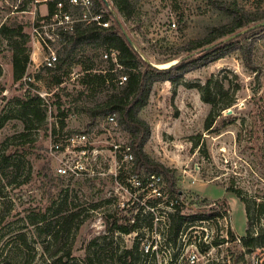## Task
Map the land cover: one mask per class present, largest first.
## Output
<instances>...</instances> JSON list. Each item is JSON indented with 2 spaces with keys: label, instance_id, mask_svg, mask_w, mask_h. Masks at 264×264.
<instances>
[{
  "label": "rangeland",
  "instance_id": "rangeland-1",
  "mask_svg": "<svg viewBox=\"0 0 264 264\" xmlns=\"http://www.w3.org/2000/svg\"><path fill=\"white\" fill-rule=\"evenodd\" d=\"M133 1L138 14L135 22L126 21L114 7L116 16L141 54L158 65L162 63H156L157 58L165 56L163 51L168 46H183L231 20L212 0ZM222 1H237L248 12L264 9V0ZM29 21L30 14L7 15L0 8V28L21 24L29 34ZM30 38L29 34L27 46L31 62L25 76L17 80L10 39L0 32V88L3 90L0 93V155L5 153L10 157L0 164V264H52L53 259L67 252L70 256L63 260L67 262L60 264H88L85 259L95 249H104V256L94 264H121L118 254L122 249L136 243L143 248L147 240L155 241L153 230L163 231V222L149 224L156 216L161 217L163 209L170 210L164 204L157 205L152 195L145 197L137 192L133 196L125 189L124 182L127 183L133 171L161 175L166 197L183 202L185 214L221 210L219 216L212 217L205 225L212 245H199L198 264H264V246L242 255V249L247 248L241 242L248 229L254 235L264 234V208L261 207L264 204V28H258L257 33L246 39L252 47L250 66L246 65L237 45L218 60L188 72L177 83L163 81L154 85L153 97L141 112L151 125V137L145 149L154 160L172 170L170 175L178 191L170 189L164 174L143 167L136 171L134 162H121L118 168L117 160L124 156V149L115 151L114 145H130V135L122 128L105 118L88 126L86 115L73 110L61 118L60 109L75 108L104 97L100 94L79 98L78 94L79 61L95 51L92 48L80 51L68 68L65 81L56 86L51 81L52 71L43 63L45 52L34 47ZM240 39L245 42L243 37ZM33 50H36L34 55ZM101 53L97 60L105 62L107 52ZM209 79L214 104L202 99L198 87ZM29 94L44 100L46 117L34 127L18 114L19 99ZM230 99L233 104L222 110ZM211 112L219 114L212 127L206 128ZM80 131L88 132L89 146L98 150L95 174L61 176L57 173L58 160L51 146L56 140ZM231 189L239 190L244 200ZM64 200L67 208L79 211L80 216L70 232L64 231L57 240L49 241L45 234H38L32 221L46 211L48 219L56 221V208ZM142 202L157 206L154 211L147 209L145 221L136 220L140 227L149 226L148 230L123 234L107 228L115 219L119 223H132ZM223 202L228 205L223 206ZM200 225L204 224L197 220L183 229L187 242H195L206 233ZM23 238H27V245ZM161 247L159 242V249H150L153 252L143 256L138 264L185 261L187 249Z\"/></svg>",
  "mask_w": 264,
  "mask_h": 264
},
{
  "label": "trees",
  "instance_id": "trees-1",
  "mask_svg": "<svg viewBox=\"0 0 264 264\" xmlns=\"http://www.w3.org/2000/svg\"><path fill=\"white\" fill-rule=\"evenodd\" d=\"M98 5L107 8V4L103 0H97ZM118 12L125 18L126 21L135 22L138 14L136 12V4L133 0H112ZM212 3L224 13L231 16L228 23L213 27L205 36L199 39L188 41L185 45L175 47L168 46L164 53V57L157 58L156 63H166L182 57L184 54L200 51L198 54L188 58H180L181 60L170 67L159 68L147 61L142 52L137 51L129 42L124 29L125 26L119 19L114 18L113 24L107 28L95 26H87L79 28L68 39L58 51L59 58L54 67L48 68L52 71V82L56 85H62L65 81V75L69 73L68 68L74 62V58L80 51H87L92 48L95 53L93 55H85L84 59H80L81 64L80 76L77 79L80 89L78 90L79 98L86 96H98L104 94L102 99H94L84 105L77 107H69L66 110L60 109V115L66 117L67 112L75 111L86 115L87 125L94 124L99 118H106L109 114L115 113L120 128L128 132L130 135V147L134 155L135 170L139 171L141 167L149 171H156L165 175L170 189H176L175 180L171 177L172 171L165 164L154 160L145 147L151 137V125L141 116L142 110L149 104L153 87L158 82L170 81L177 83L181 81L185 75L202 66H205L219 58L225 56L231 50L238 48L242 51L246 65L250 66L252 53L251 43L247 42L251 35L257 33L258 27L249 33L241 34L231 40L223 41L215 47L206 50L205 47L218 42L224 37L230 36L237 31L264 20V9L259 11L248 12L245 8L239 5L237 1L224 2L222 0H212ZM0 32L10 39L12 46V65L14 77L17 80L22 79L28 65L31 62L30 48L27 46L29 34L24 32V26L4 25L0 28ZM241 37L245 42H242ZM242 42V43H241ZM241 43V44H239ZM106 51L109 55L104 61H98L97 58L102 55L101 52ZM115 51L114 57L111 52ZM106 63V64H104ZM119 73L117 74V72ZM54 72V73H53ZM122 74L127 76V81L123 84L118 83V77ZM212 81L209 79L206 84H199L198 87L202 92V99L210 104H214ZM221 88H223L221 86ZM223 90V89H222ZM0 88V93H2ZM43 98L29 94L25 99H19V116L25 122L31 125L40 124L45 119L43 109ZM232 99L226 102L221 108L226 109L232 105ZM75 109V110H74ZM219 113L211 112L206 119V128L212 127L215 122L216 115ZM63 120V119H61ZM63 125V121H62ZM56 140L55 142H57ZM9 155L2 153L0 155V164L3 161L9 160ZM46 174V173H45ZM46 176H48L46 174ZM52 180V178H50ZM238 196L241 193L237 189H231ZM242 198V197H241ZM244 200V198H242ZM56 204V202H55ZM213 203H208V205ZM227 202H223V206H227ZM97 206V205H94ZM183 202L176 204L174 211L169 214V240L176 245L178 237L187 226L188 223H193L199 219H207L214 216H219L221 210L212 212H203L198 214L183 213ZM222 206V207H223ZM264 208V204H261ZM57 220L52 221L47 217V212L32 223L36 226L38 234H45L49 241L57 240L64 231L70 232L73 223L80 216L79 211L67 208V200H64L57 208ZM248 219L250 221V214ZM139 218V219H138ZM140 220V212L137 214L136 220ZM119 223L115 219L108 225L110 231H119L124 234H129L134 231L140 232L141 227L139 222ZM146 225V224H145ZM153 225V220L149 224ZM143 234V233H142ZM25 244H28L27 238H23ZM242 245L247 249H242V255L254 250L257 246H264V234L258 232L254 235L250 230L241 239ZM249 248V249H248ZM149 252L144 251L140 247V243H136L131 248L122 249L118 258L121 264H138L143 256H148ZM70 253L59 255L53 259L52 264H60L64 258H68ZM104 256V249H95L89 254L85 261L88 264L101 262Z\"/></svg>",
  "mask_w": 264,
  "mask_h": 264
},
{
  "label": "built area",
  "instance_id": "built-area-1",
  "mask_svg": "<svg viewBox=\"0 0 264 264\" xmlns=\"http://www.w3.org/2000/svg\"><path fill=\"white\" fill-rule=\"evenodd\" d=\"M114 3L111 1L107 8L98 5L97 0H0V8L9 14H30V42L34 47L43 49L45 52L43 56V63L46 68H51L56 65L59 58V49L67 43L69 37L79 28L87 26H95L100 28H107L113 24L116 18V11L114 10ZM118 18V17H117ZM175 25V23H173ZM59 47L54 50L53 47ZM36 50H33V55ZM115 51L111 52L114 57ZM108 53H105V58H108ZM118 83L123 84L127 81V76L122 74L118 77ZM106 121L119 127L117 115L115 113L109 114ZM57 162V173L61 176H92L95 174V165L97 164L98 150L89 146V136L87 131H80L76 134L68 136L66 139L58 140L51 146ZM124 149V156L117 160L118 168H121V162H134V155L129 144L122 145L116 143L114 145L115 151ZM133 171V169H131ZM162 177L159 174L148 172L141 175V172H135L128 178L127 183L124 182L125 189L133 196L137 192H142L145 197L150 195L156 198L157 205L164 204V208L170 211H164L161 217L156 216L154 221H161L164 225L163 231L153 230L155 241L147 240L142 249L146 252H153L150 249H159V242H161V249H187L185 254V261L183 263L174 264H198L200 260L199 245H212V240L205 226L209 220L199 219L200 225L206 233L200 235L195 242H187L183 232L178 237L177 244L169 240V214L174 211L176 204L181 201L178 198H167L164 189L161 185ZM142 207L138 209L141 216V221L147 218V209H154L157 206L146 205L142 202ZM166 206V207H165ZM137 211V212H138ZM217 217V216H215ZM137 216L132 220L135 222ZM198 226V225H197ZM149 229L145 225L142 229ZM132 233L138 234L137 231ZM129 233V234H132ZM124 234V233H123ZM145 236V235H144Z\"/></svg>",
  "mask_w": 264,
  "mask_h": 264
},
{
  "label": "water",
  "instance_id": "water-1",
  "mask_svg": "<svg viewBox=\"0 0 264 264\" xmlns=\"http://www.w3.org/2000/svg\"><path fill=\"white\" fill-rule=\"evenodd\" d=\"M103 1H104L108 6H110L111 2H110L109 0H103ZM119 21H120V20H119ZM262 26H264V20L259 21V22H257V23H254L253 25H251V26H249V27H247V28H245V29H243V30H241V31H237L236 33H234V34H232V35L226 37V38H225L224 40H222V41H219V42H216V43H212V44L206 46L205 49H206V50L211 49V48L215 47L216 45L220 44V43L223 42V41L231 40V39H233V38H235V37H237V36H239V35H241V34H243V33H245V32H248V31H250V30H252V29H255V28H258V27H262ZM124 32H125V34H126L128 40H129L130 44H131V45H132L137 51H140L138 45H136L135 41L130 37V35L127 33V31H126L125 29H124ZM200 51H201V50H200ZM200 51H197V52H200ZM194 54H195L194 52H193V53H190L189 55H186V56L182 57V59H183V58H188V57H190V56H193ZM142 56H143L147 61H149V63H151V64H153V65H155V66H157V67H159V68H162V67H160L158 64L153 63V62H152L150 59H148L145 55L142 54ZM180 60H181V59H177V60H174V61H172V62H169L170 65H169L168 67H170V66H172V65H174V64H177ZM164 68H166V67H164ZM228 112L231 113V112H232V109H229Z\"/></svg>",
  "mask_w": 264,
  "mask_h": 264
},
{
  "label": "bare ground",
  "instance_id": "bare-ground-1",
  "mask_svg": "<svg viewBox=\"0 0 264 264\" xmlns=\"http://www.w3.org/2000/svg\"><path fill=\"white\" fill-rule=\"evenodd\" d=\"M170 65L169 62L159 64L160 67H168Z\"/></svg>",
  "mask_w": 264,
  "mask_h": 264
},
{
  "label": "crops",
  "instance_id": "crops-1",
  "mask_svg": "<svg viewBox=\"0 0 264 264\" xmlns=\"http://www.w3.org/2000/svg\"><path fill=\"white\" fill-rule=\"evenodd\" d=\"M154 88H155V87H153V90H152V94H151L150 99L153 97L152 95H153V93L155 92V91H154ZM147 143H148V142H147ZM146 145H147V144H146Z\"/></svg>",
  "mask_w": 264,
  "mask_h": 264
}]
</instances>
